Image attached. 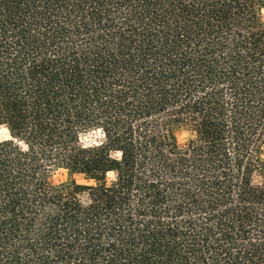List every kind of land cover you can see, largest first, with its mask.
Returning <instances> with one entry per match:
<instances>
[{
	"label": "trees",
	"instance_id": "16d2710c",
	"mask_svg": "<svg viewBox=\"0 0 264 264\" xmlns=\"http://www.w3.org/2000/svg\"><path fill=\"white\" fill-rule=\"evenodd\" d=\"M263 8L0 0V264H264Z\"/></svg>",
	"mask_w": 264,
	"mask_h": 264
},
{
	"label": "rangeland",
	"instance_id": "374dc122",
	"mask_svg": "<svg viewBox=\"0 0 264 264\" xmlns=\"http://www.w3.org/2000/svg\"><path fill=\"white\" fill-rule=\"evenodd\" d=\"M262 16L264 18V8L262 9ZM6 136V130L0 126V138L1 137H5ZM190 134L188 131L186 130H179L176 133V137L178 142H184L189 138ZM101 134L98 131H88L83 133L80 136V142L81 144H83L84 146H88V145H92V144H96L101 140ZM262 157L264 160V147L262 149ZM58 177H63L61 175H57ZM76 179L78 181H81V177L80 176H76Z\"/></svg>",
	"mask_w": 264,
	"mask_h": 264
}]
</instances>
